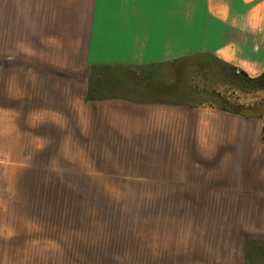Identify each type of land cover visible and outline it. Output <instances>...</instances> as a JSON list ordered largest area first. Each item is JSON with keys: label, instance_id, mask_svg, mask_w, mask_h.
<instances>
[{"label": "crops", "instance_id": "1", "mask_svg": "<svg viewBox=\"0 0 264 264\" xmlns=\"http://www.w3.org/2000/svg\"><path fill=\"white\" fill-rule=\"evenodd\" d=\"M17 2L37 11L23 12L19 38L0 27L1 54L14 53L4 73L21 68V98L41 101L38 113L63 116L61 130L79 133L92 156L101 148L100 161L91 163L112 167L101 178L148 180L153 195L224 197L209 221L199 215L181 239L164 222L145 226L148 246L131 231L116 232L135 245L132 257L147 264H264V140L230 139L237 125L246 130L238 118L258 117L227 108L213 77L233 68L251 78L264 71V64L256 68L264 56V0ZM14 37L20 44L10 49ZM114 252L97 253L130 264Z\"/></svg>", "mask_w": 264, "mask_h": 264}, {"label": "rangeland", "instance_id": "2", "mask_svg": "<svg viewBox=\"0 0 264 264\" xmlns=\"http://www.w3.org/2000/svg\"><path fill=\"white\" fill-rule=\"evenodd\" d=\"M59 6L62 11L68 7ZM27 7L30 17L36 16L32 13L37 11L36 4L0 0L2 24L4 20L0 27L20 36ZM17 37L10 38V49L14 42L20 44ZM7 54L0 52V264H120L119 260H101L97 253L114 251L128 256L130 264H147L132 257L137 251L135 245L119 241L124 237L116 232L131 231L135 241L148 246L145 231L150 228L145 226L150 223L164 222L174 230V237L181 239V235L194 231L193 226L201 221L199 215L207 220L215 213V202L224 197L181 195L180 191L153 195L148 180L101 178L103 170L112 168L101 162L91 163L93 159L100 161L97 153L101 148H93L92 156L79 133L61 130L63 116L48 113V109L38 113L41 101L22 99V69L14 72L10 67L6 75L4 64L14 53ZM263 64L264 56L256 66L258 72ZM213 77L217 94L227 101V108L263 114L261 118H238L237 124L247 125L246 130L237 125L230 139L263 141L264 88L234 68ZM44 120L51 123H42ZM217 150L228 162L224 158L226 149ZM126 236L133 240L131 235ZM114 242L122 244L118 247ZM70 255L77 258L69 259ZM57 256L66 259H55Z\"/></svg>", "mask_w": 264, "mask_h": 264}, {"label": "trees", "instance_id": "3", "mask_svg": "<svg viewBox=\"0 0 264 264\" xmlns=\"http://www.w3.org/2000/svg\"><path fill=\"white\" fill-rule=\"evenodd\" d=\"M249 79L254 85L262 86L264 88V71L256 77H252V78L249 77ZM245 114H247L248 116H253L258 118H261L263 116V114L262 115L260 114L259 116V114H255V113H245ZM262 135L264 136V126L262 129Z\"/></svg>", "mask_w": 264, "mask_h": 264}]
</instances>
